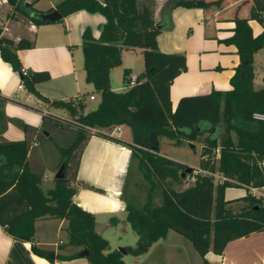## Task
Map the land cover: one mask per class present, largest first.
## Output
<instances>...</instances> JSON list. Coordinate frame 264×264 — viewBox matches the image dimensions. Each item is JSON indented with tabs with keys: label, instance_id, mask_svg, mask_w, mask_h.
I'll return each instance as SVG.
<instances>
[{
	"label": "trees",
	"instance_id": "obj_1",
	"mask_svg": "<svg viewBox=\"0 0 264 264\" xmlns=\"http://www.w3.org/2000/svg\"><path fill=\"white\" fill-rule=\"evenodd\" d=\"M254 1L250 19L264 24L260 15L264 0ZM6 2L15 12L40 24L29 16L33 11L31 5L25 9L21 0ZM193 5L198 3L166 0L158 20L154 19V0H62L56 5L62 17L84 10L105 19L98 40L91 37L88 29L81 36L85 82L99 94L96 108L87 113H83V103L76 100L48 101L41 97L35 85L47 82L49 74L20 73L22 66L16 52L30 45L23 41L14 45L0 36L2 61L20 73L21 82L30 94L41 98L49 107L65 112L77 131L75 139L66 148L59 149L64 177L54 179L53 188L46 192L41 189L40 178L28 168L25 141H0V227L12 239L32 242L34 223L38 219L65 220L67 244L78 248L72 257L87 251L84 258L88 264H124L122 254L110 250L107 240L96 232L95 217L73 202L77 187L67 178L69 164L91 135L131 150L122 200L125 221L138 241L134 248L124 249L126 253L142 254L172 230L188 239L203 264H208L205 260L208 252L220 255L230 241L264 231V201L248 192L249 187L264 186V120L253 117L264 115V88L256 90L253 86V55L264 45V31L254 37L248 20L235 17L233 35L227 40L237 48L239 56V65L230 79L231 89L182 97L172 111L169 88L174 78L186 71L185 56L160 52L156 37L171 28L172 8ZM205 5L202 1L199 3L200 7ZM136 49L141 51L143 62L137 84L125 91L111 90L110 71L121 65L123 51ZM7 100L0 96V136L7 124L1 105ZM118 126L129 128L131 144L107 132ZM160 138L168 139L175 146L182 140L201 142L199 164L186 173L183 163L160 155ZM135 160L137 172L148 185L142 206H135L124 195ZM214 174L223 179L215 178ZM188 176L193 179L192 185L176 191L174 187ZM233 187L244 188L246 194L236 200H225V190ZM156 194L158 203L154 202ZM235 201L243 203L237 211L230 207ZM31 251L46 259L52 253L35 245H31Z\"/></svg>",
	"mask_w": 264,
	"mask_h": 264
},
{
	"label": "crops",
	"instance_id": "obj_2",
	"mask_svg": "<svg viewBox=\"0 0 264 264\" xmlns=\"http://www.w3.org/2000/svg\"><path fill=\"white\" fill-rule=\"evenodd\" d=\"M62 0H21L25 9L31 5V13H49L56 10V5ZM165 0H156L154 19H159V13ZM197 5L191 7L177 6L170 11L171 28L161 31L156 37L157 47L165 54H183L186 71L179 74L170 84L169 98L171 109L174 111L182 97L207 95L211 91H228L231 89L230 79L235 68L239 65L237 48L227 42L233 35L235 17L247 19L248 25L255 37L264 31V24L250 19V10L254 0H189ZM208 5L199 6L200 2ZM218 2L219 4H213ZM264 22V11L260 13ZM32 18V17H31ZM105 23L102 15L80 10L69 14L56 23L36 25L28 17L15 12L6 0H0V36L17 45L20 41L29 44L26 49L17 50L19 62L26 72H47L50 79L35 85L36 92L48 101L76 100L81 96L86 110L84 97L88 100L93 96L94 101L99 94L83 92V77L80 68L75 63L73 48L80 47L82 33L88 29L93 39L98 40L101 26ZM135 52L140 56L139 73H131L132 66L124 59L123 54ZM130 76L123 79L124 86H112L111 71L110 88L115 92L127 90L131 76H139L143 71L141 51L129 50L121 53V65ZM83 70L81 52L80 66ZM86 85L92 86L85 82ZM22 85L21 89L17 86ZM253 86L254 89L264 88V45L253 55ZM0 96L8 99L2 103L1 109L7 118L6 129L0 136V141H24L21 131L8 136L12 130L11 122L24 130L31 124L38 126L42 122L43 111H60L47 105L41 98L30 94L21 82L19 72L13 71L9 64L0 57ZM98 104V103H97ZM96 108V107H95ZM94 108V109H95ZM65 113V112H63ZM65 113V117H66ZM77 132V131H76ZM114 137L131 144L130 130L126 126L114 127L107 131ZM62 148V147H60ZM28 154V149H27ZM160 155H162L160 153ZM166 157L165 155H162ZM168 158V157H166ZM131 150L96 135H91L85 142L80 154L76 153L71 161L67 178L72 186L77 187L73 202L83 211L92 214L96 221V232L107 240L110 250L112 247L105 237V232L122 222L125 218V203L122 191L130 165ZM170 159V158H168ZM28 166L29 161L27 158ZM60 168V160L56 164ZM30 168V166L28 167ZM33 174L37 175L31 169ZM57 173V172H56ZM38 176V175H37ZM39 177V176H38ZM40 178V177H39ZM47 182L44 176L41 181ZM225 200H236L246 194L242 188L236 197ZM243 203L235 201L230 205ZM113 219V221H112ZM113 222V224L111 223ZM67 222L54 218H41L34 223V239L32 242H20L12 239L0 227V264H88L83 257H72L78 248L68 246ZM63 235V239H62ZM56 239H59L58 241ZM31 245L51 251L53 259L35 255ZM123 256V255H122ZM60 257H69L62 260ZM208 264H264V231L251 233L226 244L220 255L208 252L205 255Z\"/></svg>",
	"mask_w": 264,
	"mask_h": 264
},
{
	"label": "rangeland",
	"instance_id": "obj_3",
	"mask_svg": "<svg viewBox=\"0 0 264 264\" xmlns=\"http://www.w3.org/2000/svg\"><path fill=\"white\" fill-rule=\"evenodd\" d=\"M155 8L156 0H154L153 10H155ZM73 53L77 68H80L83 77L82 83L84 87L82 91L92 93L94 88L93 86L85 84L84 74L81 67H79L81 63L80 47H74ZM123 57L127 62L134 66L130 67L131 73L137 74L140 72L141 69H138L140 64L139 54H136L135 52L125 53L123 54ZM129 72H125L123 66L113 69L111 71V78L113 81L112 86L123 87V79L125 80L130 76ZM84 100L86 110L88 111L93 110L97 106L98 97H96L94 101L88 100L87 97H84L83 101ZM43 115L42 122L39 126L38 123L31 124L29 125L30 127H27L24 130H21V127L17 126L15 122H11L12 130L8 136L14 134L15 129L23 133L24 141L28 149L27 158L30 166L29 169L35 172L41 180L44 176L48 179L47 182L42 183V188L45 190L51 186L53 177L57 172L55 166L59 160L61 161L60 147L66 148L75 139L77 132L76 127L59 120V118H65V113L52 110L49 112V115ZM200 143L201 142L198 143V141H195V143H189L182 140L179 146H175L168 139L160 138L159 151L162 155H165L171 160L183 163L187 168L193 169L199 164ZM192 183L193 179L188 176L179 186L174 187V189L180 191L192 185ZM147 187L148 185L146 181H144L140 173L137 172V161L135 160L131 167L130 175L125 187V198L135 206H142L146 199ZM241 190L242 188L240 187L228 188L226 191V197L238 198L236 196ZM134 195L137 198L134 199ZM154 202H159L157 194L155 195ZM239 206L240 204L234 205L232 206V209L237 211ZM104 234L108 239L112 250L134 248L138 241V236L133 231L130 224L125 221V218H122L120 224L111 227L110 230L106 231ZM56 240L58 241L59 239ZM122 260L124 264H203V259L195 251L191 242L172 230L168 231L165 239L154 243L146 252L137 256L126 253L122 256Z\"/></svg>",
	"mask_w": 264,
	"mask_h": 264
},
{
	"label": "built area",
	"instance_id": "obj_4",
	"mask_svg": "<svg viewBox=\"0 0 264 264\" xmlns=\"http://www.w3.org/2000/svg\"><path fill=\"white\" fill-rule=\"evenodd\" d=\"M20 73H21L22 75H27V72H26L24 69H21V70H20ZM136 84H137V76H131V77L129 78V81H128V84H127V88L129 89V88L135 86ZM17 88H18V89H21V88H22V85H18ZM75 99H76V101H78V102H81V101H82V98H81V96H79V95L76 96ZM89 99H90V100H93L94 97H93V96H90ZM43 114H47V115H49V112H48V111H43ZM253 117H254L255 119H258V120H264V115H257V114H255ZM59 120H60L61 122H63V123H66V124H69V125H72V126L75 125V123H74L73 121L67 119L66 117L63 118V119H62V118H59ZM74 127H75V126H74ZM89 131L93 132L94 130H93V129H89ZM110 135L113 136V134H110ZM198 171H200V170H198ZM213 176H214L215 178H219L220 180L223 179L221 176H218V175H216V174H214ZM248 192H249L253 197H255L256 199H260V200L264 201V186H261V187H249V188H248Z\"/></svg>",
	"mask_w": 264,
	"mask_h": 264
},
{
	"label": "water",
	"instance_id": "obj_5",
	"mask_svg": "<svg viewBox=\"0 0 264 264\" xmlns=\"http://www.w3.org/2000/svg\"><path fill=\"white\" fill-rule=\"evenodd\" d=\"M31 17L39 20L42 23H56L62 19V16L56 10H52L49 13H31ZM63 168H64L63 165L60 166V168L58 169L57 173L54 176L55 179H62L64 177ZM191 171H192V168L186 169V173H190ZM117 251H119L122 255L126 254L124 249H117ZM86 255H87V251L80 252V257L86 256ZM49 258L53 259L54 255L49 254Z\"/></svg>",
	"mask_w": 264,
	"mask_h": 264
}]
</instances>
